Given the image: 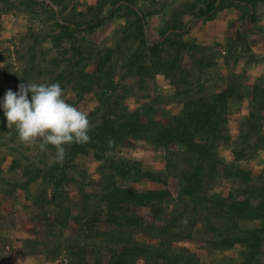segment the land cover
Listing matches in <instances>:
<instances>
[{
  "label": "rangeland",
  "instance_id": "374dc122",
  "mask_svg": "<svg viewBox=\"0 0 264 264\" xmlns=\"http://www.w3.org/2000/svg\"><path fill=\"white\" fill-rule=\"evenodd\" d=\"M57 1L66 5L68 18L96 19L91 30L74 27L76 35L70 42L58 44L57 51L47 40L48 32L60 29L46 11L45 5L50 4V0L0 1V56L9 62L11 72H44L41 79L62 70L94 74L97 62L103 56L108 57L107 65H113L118 82L110 102L119 100L123 109L138 111L152 131L146 140L126 139L110 149L91 148L78 155L69 168L61 169L68 180L56 187L48 183L50 176L45 174L55 162V150L48 146L47 151H40L38 147L20 143L12 132L14 128H7L0 107V248L24 240L23 252L36 251L53 261L67 258L69 264H79L77 252L84 249L89 252L86 253L89 264H97V253L103 252L109 244L100 233L108 227L105 219L95 220L92 210L104 207L100 196L104 186L114 180L121 186L140 191L166 188L171 194L163 204L162 215L168 212L164 219H153L147 207L132 206V210L144 217L145 227L129 229L123 234H132L139 242L157 246L170 255L190 250L201 264L210 261L233 264L242 260L241 252L245 249L241 245L231 249L210 245L213 234L204 222L208 213L200 215L198 212L207 198L237 196L241 186L230 177V172L225 173L227 176L208 174L202 177L200 197L194 200L185 197L182 194L184 177L196 166L206 174V164L210 161L203 162L179 144L164 147L155 143L154 125L170 123L192 98L228 90L226 133L231 140L214 149V158L220 168L227 164L232 171L237 167L245 169L256 184L260 183L259 177L264 176V0L258 4L255 21L250 19V7L241 2L229 6L227 2L219 3L216 10L201 16L200 10L205 7L203 0H138L131 4L119 3V7L102 5L97 9L87 8L89 2L98 0ZM100 1L105 5L115 0ZM142 19L144 31L140 35L138 25ZM143 39L147 47H159L161 60H169L176 69L138 75L136 71L141 66H150L151 60L157 58L141 43ZM55 56L61 60L59 64H51ZM130 58L134 63L127 68L126 61ZM2 67L4 62H0ZM68 73L66 80H58L64 98L88 112L91 125H97L102 111L98 97L100 88L93 84L94 89L78 99L73 90L75 84L67 82L78 75ZM2 77L0 87L4 88L0 92L12 89ZM253 100L257 102L255 108L250 105ZM251 109L257 112L255 116L259 114L261 129L246 139L245 122ZM143 171L158 173L157 179L144 178ZM42 177L45 178L42 180ZM50 186H54L53 189ZM54 190L57 196L64 197L58 201L53 198L51 202ZM183 205H191L187 212L189 223L193 217L198 216V219L191 232L186 231L191 238L179 241L171 235L179 232L178 229L164 227L169 215L183 211ZM159 207L162 208V202ZM65 208L71 218L65 225L57 224L56 218L65 213ZM248 225L253 227L251 223ZM256 259L253 264H264V249ZM137 264L171 263L141 257Z\"/></svg>",
  "mask_w": 264,
  "mask_h": 264
},
{
  "label": "trees",
  "instance_id": "16d2710c",
  "mask_svg": "<svg viewBox=\"0 0 264 264\" xmlns=\"http://www.w3.org/2000/svg\"><path fill=\"white\" fill-rule=\"evenodd\" d=\"M54 2H60L53 0ZM138 0H115L112 2V6L119 7L122 3L131 4ZM262 0H203L205 7L200 10L201 16H206L212 11L216 10L219 3L227 2V5H231L234 2L244 3L250 7L251 21L257 20L258 4ZM103 2V1H102ZM108 3V2H107ZM103 5V4H102ZM100 5V6H102ZM99 6V8H100ZM98 8V7H97ZM96 9V8H95ZM100 20V19H99ZM66 21L75 24V29H81L84 24H88L86 28L93 29L96 21L94 20H76L73 18H67ZM139 21L140 35L144 31V23ZM71 26L64 23L59 30L58 35L55 37V45L57 46L63 42L65 37H73L75 30H70ZM146 46V42L143 39L142 42ZM147 47V46H146ZM149 51L152 50L153 56L157 58L155 61L151 60V65L141 66L136 73L138 75H146L152 71L168 72L169 70L176 69L169 60H161L159 57L160 50L157 46L147 47ZM2 57L0 56V59ZM100 59V58H99ZM110 58H104V56L97 62V72L91 74L83 70L65 72L64 70L57 72L55 76H49L41 79L44 72L30 73L24 72L20 76V82L26 83L27 81H33L37 83H54L58 80L64 81L66 73L68 75H78L77 78L67 79L68 83H74L73 88L75 96L81 99L85 94L91 92L94 89V85L100 88L99 102L101 103V115L100 121L97 125L92 126L89 133L91 140L85 144H72L67 149V155L63 162H54L51 167L45 170L47 177L50 176L48 183H52L56 187L66 180H68L67 174L64 172L65 167H70L71 162L80 154L87 153L91 148L98 149H110L114 144L121 142L122 140L135 139H148L150 135V127L145 124L138 111L130 112L121 107L118 101L115 103L110 102V96L117 89L118 82L115 79L116 72L112 64H108ZM126 61L127 68L133 65L134 61ZM55 62V63H54ZM61 60L55 56L51 59V64H59ZM50 73V72H49ZM15 80L18 77L14 78ZM229 98L230 93L228 90L220 91L213 94L201 95L197 98H192L184 104L183 110L174 117L170 123H163L162 126L155 124V143L161 144L164 147L170 145H181L187 152L196 154L203 162L205 160L210 161L206 164L208 172L202 174L200 166L194 167V170L189 172L184 177V188L182 194L185 197L194 198L200 197L202 190V177L203 175L210 176L211 174H225L230 172V177H233L236 182L239 183L241 188L237 191V196L229 195L227 197L213 199L207 198L205 206L198 211L200 215L205 212L208 214L205 216V225L209 228L213 234V238L209 242L210 245L222 249H231L238 245L244 247V251L241 252L244 257L238 262L233 264H253L256 261V256L264 249V176H260V183L256 184L254 177L249 171L238 168L230 169L227 164H223L222 168L218 166V162L214 158L216 147L223 144H228L231 140L230 135L226 133L228 127V110H229ZM257 102L253 100L250 105L255 108ZM261 110L260 104L257 105ZM264 109V108H262ZM257 112L253 109L250 110L248 119L245 122L246 125V139H249L253 133L258 134L261 129V124L258 121L259 114L255 116ZM158 125V126H157ZM243 133L244 130L241 128ZM14 135L17 133L14 129L12 131ZM53 150L55 148L49 145ZM222 163V162H221ZM64 170H61V169ZM27 174V173H26ZM44 174V175H45ZM119 174V170H118ZM157 174L151 171H143L142 176L144 178L157 179ZM226 175V174H225ZM227 176V175H226ZM229 177V176H228ZM45 177H42V180ZM111 185L104 186V192L100 196L99 201L104 207L98 210L94 208L92 210L95 220L105 219L107 229L105 231H98L103 235V240L109 242L105 245V250L101 253H97V264H137V259L141 257H152L154 259H164L170 261L171 264H201L198 257L190 250H185L183 254L178 253L170 255L166 253L164 249L157 246L146 245L136 240L132 234H128L124 231L129 229H143L145 219L143 216L137 214L132 210V206H141L149 208L150 216L153 219H164V207L165 201L171 195L165 188L162 189H149V190H136L134 188L121 186L117 181L112 180ZM52 189L54 186H50ZM24 189H27L24 187ZM58 197V198H57ZM64 195L59 194L57 196L56 190L51 193L49 201L52 202L53 198L57 201L63 198ZM60 202V201H59ZM162 202V208L159 207ZM184 212L177 210L176 214H170L166 221V227L171 229H178L179 232L171 233L175 240L190 239L191 235L187 232H191L194 221L198 219L193 217L190 223L188 222V210L191 205H183ZM68 211L66 208L64 212ZM213 216V218H212ZM71 218L70 212H65L60 218H56L57 224L65 225ZM204 219V218H203ZM216 219L218 221H216ZM188 222V223H187ZM248 223L253 224V227ZM151 228H156V225L149 224ZM148 225V226H149ZM256 225V226H255ZM163 228V227H162ZM30 253H36L30 252ZM76 253V252H75ZM86 250L82 249L77 252L79 257V264H89L90 259L86 257ZM91 253V252H90ZM105 254L103 258L102 255ZM209 264H224L222 261L214 262L210 261Z\"/></svg>",
  "mask_w": 264,
  "mask_h": 264
},
{
  "label": "clouds",
  "instance_id": "9594fccd",
  "mask_svg": "<svg viewBox=\"0 0 264 264\" xmlns=\"http://www.w3.org/2000/svg\"><path fill=\"white\" fill-rule=\"evenodd\" d=\"M0 107L8 129H15L20 143L47 151L55 148V161L63 162L65 145L90 142L89 113L68 103L59 82H21L18 91L8 89Z\"/></svg>",
  "mask_w": 264,
  "mask_h": 264
},
{
  "label": "crops",
  "instance_id": "0c3cea01",
  "mask_svg": "<svg viewBox=\"0 0 264 264\" xmlns=\"http://www.w3.org/2000/svg\"><path fill=\"white\" fill-rule=\"evenodd\" d=\"M1 1V0H0ZM51 3L46 4V11L49 15H51L52 20L55 22L56 26L61 29V26L66 23L71 26L70 30L72 31L75 27V24L70 23L66 21L68 18L67 15V7L65 4L60 2H54L53 0H50ZM89 6L87 9H97L99 8L100 5H102V1L99 2H89ZM111 4V3H105L103 4L104 7L106 5ZM37 5V3H36ZM112 5V4H111ZM9 11L8 13H10ZM61 15V16H59ZM65 15V16H64ZM62 19H61V18ZM60 20V22L58 21ZM95 23V21L93 22ZM88 26V24H84L81 29H85ZM59 29V30H60ZM59 31H51L47 33V40L51 43V48L55 49L57 51V46L55 45V37L58 35ZM76 35V34H74ZM73 37H65L63 38V43H66L67 41L70 42ZM0 62H4V67L0 68V76L2 75L3 81L7 84V87L9 84L12 85V90L13 91H18V85L20 84L19 80H15V77H20L23 73L24 70L22 71H17L15 74L11 72V68L9 66V62L6 60V58H1ZM14 74V75H13ZM4 87H0L2 89ZM8 89V88H7ZM5 92L2 91L0 92V101H2L4 97ZM14 165V164H13ZM26 240V239H25ZM27 241V240H26ZM25 241V242H26ZM16 242V241H15ZM22 243H24V240L22 241H17L16 244L14 242H10L6 246L4 245L2 248H0V264H62L59 259L57 260H50L47 259L43 254H36V253H25L23 252V246Z\"/></svg>",
  "mask_w": 264,
  "mask_h": 264
},
{
  "label": "built area",
  "instance_id": "2783aa9c",
  "mask_svg": "<svg viewBox=\"0 0 264 264\" xmlns=\"http://www.w3.org/2000/svg\"><path fill=\"white\" fill-rule=\"evenodd\" d=\"M59 260L61 261L62 264H69L67 258H60Z\"/></svg>",
  "mask_w": 264,
  "mask_h": 264
}]
</instances>
